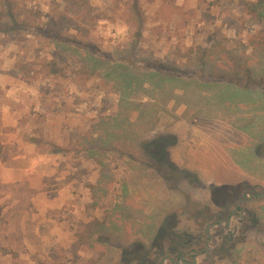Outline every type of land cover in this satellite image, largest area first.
Returning <instances> with one entry per match:
<instances>
[{"label":"rangeland","instance_id":"rangeland-1","mask_svg":"<svg viewBox=\"0 0 264 264\" xmlns=\"http://www.w3.org/2000/svg\"><path fill=\"white\" fill-rule=\"evenodd\" d=\"M3 106L46 160L0 180V264H264V197L230 214L264 191V0H0Z\"/></svg>","mask_w":264,"mask_h":264},{"label":"crops","instance_id":"crops-1","mask_svg":"<svg viewBox=\"0 0 264 264\" xmlns=\"http://www.w3.org/2000/svg\"><path fill=\"white\" fill-rule=\"evenodd\" d=\"M12 106H3L1 110L5 112L7 116H10L9 122L10 130L6 132H0V180L2 184L15 185L21 182H32L34 172H37L36 165H39L41 171L42 163L45 162V155L35 152L34 146L31 143L21 142V134L18 130V119L14 113L15 110L11 109ZM6 123H3L5 125ZM15 129L17 131H15ZM21 159L25 160L27 166L22 168ZM44 171L43 174H45ZM44 175H41V177ZM27 182V183H28ZM40 182V181H39ZM42 183L40 182V185ZM33 191L28 193V197L31 203L37 206L38 201L42 200V203L47 201L48 191L42 189V185L35 189L30 187ZM5 195V193H4ZM5 197L11 198V205H21V196L16 195L13 192H9ZM50 206V204L48 205Z\"/></svg>","mask_w":264,"mask_h":264},{"label":"flooded vegetation","instance_id":"flooded-vegetation-1","mask_svg":"<svg viewBox=\"0 0 264 264\" xmlns=\"http://www.w3.org/2000/svg\"><path fill=\"white\" fill-rule=\"evenodd\" d=\"M257 186H256V184H254V185H252V188H251V190H250V192H248V191H246V192H244V193H242L240 196L242 197L240 200H237L235 203H234V205H232V206H234V208L232 207V209H231V211H230V214H234L235 212H237L238 210L239 211H241L240 212V218H239V221H241L242 220V217H243V214L245 213V210H246V208H244L243 206H242V202H244V200H250L251 198H253V197H259V198H263L264 197V191H258L257 192ZM243 200V201H242ZM225 213H227V211H225L224 212V214ZM222 222L223 221H221V223L220 224H222ZM224 222H225V220H224ZM219 223V221H216V224H218ZM212 224H214V223H208V224H206V226H205V228H204V231H203V235H204V239L202 240L201 239V235H197V240L200 242V241H203L204 242V244L205 243H207L208 242V240L210 239V234H209V229H210V226L212 225ZM185 243H187V244H189V243H191V240H189V239H187L186 241H184L183 242V244L182 245H186ZM175 250H176V253L174 254V256L176 257H170L169 256V253H162V255L160 256V259H158V260H156V259H154L153 261L151 260V261H149V263L150 264H160L161 262H162V260H166V259H170L173 263H176V262H184V261H186L185 260V256L186 255H189L190 254V251L189 252H187L186 250H184V249H181L180 248V246H179V244H178V246H176V248H175ZM150 255V253H149V251L145 254V257L146 258H148V256ZM157 257V256H156ZM145 258V259H146ZM147 260V259H146Z\"/></svg>","mask_w":264,"mask_h":264},{"label":"trees","instance_id":"trees-1","mask_svg":"<svg viewBox=\"0 0 264 264\" xmlns=\"http://www.w3.org/2000/svg\"><path fill=\"white\" fill-rule=\"evenodd\" d=\"M136 6H137V2H134L133 8L136 9ZM119 65H121L120 67L125 70L123 75H124V78L126 80L124 81V85L121 84V86H123V90L121 92L124 94V93H126V90L129 91L131 89H134L135 86L137 87L139 82H135V80L132 78V76L134 75L133 69L123 65L122 63H119ZM52 66H54V63L52 64ZM247 71L249 72L248 68H247ZM143 76H145L147 78L149 76H150V78L152 77V79H155V82H159V84L163 85V87L165 86V83L168 80H170V78H171L167 74L166 75H164V74L162 75V73H160L159 71H154L152 73H144ZM145 77H141V78L144 79ZM131 84H133L134 87H131ZM93 224L94 223H91V222L84 224L83 232L81 231L79 233V236L82 237L84 235L85 238L87 236H89L91 234V232H93V228L96 226V224H94V225ZM141 258L145 259L146 257H145V255H143ZM137 260H139V258Z\"/></svg>","mask_w":264,"mask_h":264}]
</instances>
